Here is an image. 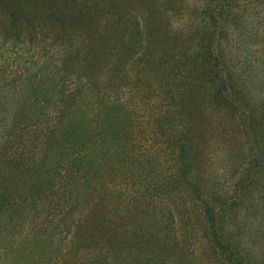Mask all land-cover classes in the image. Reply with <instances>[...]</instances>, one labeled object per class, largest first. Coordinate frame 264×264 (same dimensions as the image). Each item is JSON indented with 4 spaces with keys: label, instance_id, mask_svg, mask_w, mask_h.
I'll return each mask as SVG.
<instances>
[{
    "label": "rangeland",
    "instance_id": "374dc122",
    "mask_svg": "<svg viewBox=\"0 0 264 264\" xmlns=\"http://www.w3.org/2000/svg\"><path fill=\"white\" fill-rule=\"evenodd\" d=\"M152 2L165 40L145 53L152 67L130 17L100 22L129 25L106 37L139 45L102 65L52 22L15 37L0 11V264H101L111 229L165 238L169 264L184 250L181 264H226L206 241L207 197L225 200L228 224L264 263V0ZM202 7L215 30L230 18L215 74L219 57L192 36Z\"/></svg>",
    "mask_w": 264,
    "mask_h": 264
},
{
    "label": "trees",
    "instance_id": "16d2710c",
    "mask_svg": "<svg viewBox=\"0 0 264 264\" xmlns=\"http://www.w3.org/2000/svg\"><path fill=\"white\" fill-rule=\"evenodd\" d=\"M99 1L101 3L102 0ZM134 1L135 0H124V3L118 6L115 5L116 0H112V5L116 7V9H112V6H99L100 3L97 2V0H94L89 4H84L83 6L79 0H0V11L5 14L6 24L8 25L7 28L15 31V33L11 32L15 37L19 36L21 29L24 30L27 26L32 25L33 22H52L59 28L62 35L66 36L68 42H72V40L74 38L77 39V37L81 38L78 43L80 49L83 51L85 48H89L88 50L94 54L93 60H98V62L102 64V62L110 60L109 55L116 59L119 58L122 61L126 60L129 57L130 52L139 47V45L127 47V44L125 45V43L118 41L115 43L114 40L111 41L106 37L105 32H112L114 35L123 34V36L129 34V25L121 23V21H125V17L131 18V22H133L132 27L135 30L134 34H137L135 35L137 40L141 35H147V38L142 45L138 43L143 50V59L151 57L149 56L150 54L145 53L153 47L162 49L161 44L164 38L162 35V28L157 25L159 21L158 17L152 15L151 12V9L154 13H157L159 10H154L155 8L152 0H138V4H140V2L143 3L142 5L140 4V7L133 4ZM165 2H171L169 6L171 8L169 9H172L173 0H165ZM103 4L107 3L104 2ZM141 8H144L147 13L146 16L148 15L143 21L138 19L141 14L139 12ZM202 8L205 10L203 14L206 16V20L201 24L197 35L193 33L192 36L193 39L199 38L200 43L206 45L205 48L208 55H211L212 52L219 57H215L214 61L209 64L210 72L215 74L213 71L218 73L220 68L223 67L224 69L222 51L225 50L224 47H226V44H224V40L221 41L220 34L227 31L230 18L229 16L225 19L222 18L219 26L220 28L215 30V27H217L215 21L213 22V20H211L213 18L207 16L206 8ZM169 9H166V11ZM212 11L214 12L215 10ZM112 16H114L115 19L120 17H122V19H120L121 21L117 20L118 22L112 24H100L105 18L109 19V17ZM160 25H162L161 22ZM66 31L70 34H66ZM117 45H120V47ZM112 46L116 47L114 52H111L110 50ZM89 55L91 54H86L89 59L87 62L89 64L88 66L93 67L95 61L92 63L93 60H90ZM147 59H144L146 60L144 64L152 67L151 63H147ZM83 66L84 65L82 64V67ZM108 66L111 67L112 64ZM109 78V76L105 77L106 80L104 85L108 84L110 81ZM215 86V92L217 91L216 94L219 97H223V81H217ZM225 94L232 97V94L228 91ZM88 95L89 92L85 94V96ZM122 121V119L120 122L118 121V126L117 124L115 126L118 131H122L120 128ZM190 150V146H187L186 156L181 155V157H183L184 168L182 173L183 178H186L187 176L190 177V171L193 168L192 160H190L192 159L190 156ZM226 204L227 203L223 199L219 201L218 199H212L209 197L204 198V205L208 208L207 219L210 225L206 239L209 247L216 253L218 252V255L224 259L226 264H264L262 260L247 246L245 239L228 224V218L223 210V207L226 209L229 207ZM139 219L140 217L138 220ZM111 222L112 220H110V223ZM104 235L106 236L105 243L109 245L108 250L110 253H106V251L105 253H100L101 259H99L98 263L169 264V262H167V255L165 256L166 258L162 257V251L164 248H167V243L164 242L165 238L161 242L158 236L150 235L153 237V239H151V237L144 233L140 232L139 235L129 232L126 233L123 229H118V231H115L114 233H112L111 229L110 233ZM117 238L119 239L118 242H120V247L119 250L116 251L115 242H117ZM168 247L171 248L169 245ZM161 248L162 250L160 251ZM183 253L184 256L182 257L178 255L172 258L176 262L178 261V264H181V261L184 258H189V256H191L185 250Z\"/></svg>",
    "mask_w": 264,
    "mask_h": 264
}]
</instances>
